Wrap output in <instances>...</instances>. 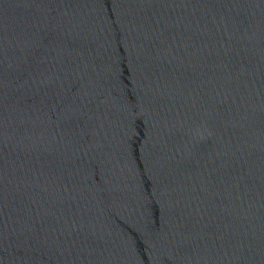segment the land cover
<instances>
[{"label":"water","instance_id":"water-1","mask_svg":"<svg viewBox=\"0 0 264 264\" xmlns=\"http://www.w3.org/2000/svg\"><path fill=\"white\" fill-rule=\"evenodd\" d=\"M0 264H264V0H0Z\"/></svg>","mask_w":264,"mask_h":264}]
</instances>
